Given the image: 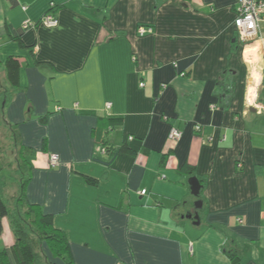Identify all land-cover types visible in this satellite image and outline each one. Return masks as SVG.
Here are the masks:
<instances>
[{
	"label": "crops",
	"instance_id": "1",
	"mask_svg": "<svg viewBox=\"0 0 264 264\" xmlns=\"http://www.w3.org/2000/svg\"><path fill=\"white\" fill-rule=\"evenodd\" d=\"M237 8V0H0V95L12 92L0 108V175L7 156L26 167L27 199L54 216L74 264H231L232 250L241 264H264V27L245 49ZM48 13L56 27L42 23ZM26 21L37 26L22 47L7 27ZM9 57L21 64L18 90ZM110 117L123 124L109 128ZM124 146L131 153L117 155ZM192 177L203 187L199 210ZM197 213L199 224L188 218ZM2 223L0 251L16 242L9 219Z\"/></svg>",
	"mask_w": 264,
	"mask_h": 264
},
{
	"label": "trees",
	"instance_id": "2",
	"mask_svg": "<svg viewBox=\"0 0 264 264\" xmlns=\"http://www.w3.org/2000/svg\"><path fill=\"white\" fill-rule=\"evenodd\" d=\"M11 40L18 42L22 47L21 37L26 31L7 27ZM6 71L8 81L13 90H18L19 71L21 64L15 57H9L6 61ZM12 99V92H5L0 95V108L6 107ZM48 116L42 117L41 122L46 123ZM123 117H110L107 120L109 128H115L123 124ZM95 140L100 144L104 154L110 153V148L106 145L103 129L95 130ZM121 153H131L127 147L117 149V155ZM167 160V156L162 159V164ZM3 160L0 155V171L2 170ZM189 176L194 175V169L186 167ZM90 186H97L98 180L85 177ZM31 181L30 174L22 182L20 195L14 198V206H8L7 202L0 197V237L3 234V220L8 218L10 227L15 237V245L12 249L0 251V264H56L53 259H61L67 264H74L71 246L67 235L54 225V216L45 213L42 206L30 203L26 196L27 185ZM231 264H241V257L236 250L227 253Z\"/></svg>",
	"mask_w": 264,
	"mask_h": 264
},
{
	"label": "built area",
	"instance_id": "3",
	"mask_svg": "<svg viewBox=\"0 0 264 264\" xmlns=\"http://www.w3.org/2000/svg\"><path fill=\"white\" fill-rule=\"evenodd\" d=\"M237 18L235 20V28L237 31L238 39L241 45L246 49L252 46L255 41L258 40L262 27H264V0H237ZM42 23L47 27H56L59 24L58 19L51 13H48L42 19ZM37 25L31 21H26L22 28L29 30L35 28ZM149 28L141 27L139 33L144 35L146 33H152ZM141 86H144L143 84ZM164 87H166L164 85ZM107 109L111 108L110 104L106 105ZM199 132L200 128H195ZM183 137L181 131L172 129L169 134V140L173 142H179ZM133 138H130L132 140ZM102 152L104 150L101 149ZM59 157L57 155L50 156L49 166L55 168L59 165ZM141 195H146V191H142Z\"/></svg>",
	"mask_w": 264,
	"mask_h": 264
},
{
	"label": "rangeland",
	"instance_id": "4",
	"mask_svg": "<svg viewBox=\"0 0 264 264\" xmlns=\"http://www.w3.org/2000/svg\"><path fill=\"white\" fill-rule=\"evenodd\" d=\"M256 44L257 41L253 43V46H256ZM252 59H258V57H253ZM6 154L8 155V153ZM5 164L6 167L0 175V197L7 202L8 206H14V199L10 200V197L16 193L19 188L21 189L22 182L26 179V175L23 173L27 174V170L23 165L20 167L10 156L5 158Z\"/></svg>",
	"mask_w": 264,
	"mask_h": 264
},
{
	"label": "water",
	"instance_id": "5",
	"mask_svg": "<svg viewBox=\"0 0 264 264\" xmlns=\"http://www.w3.org/2000/svg\"><path fill=\"white\" fill-rule=\"evenodd\" d=\"M189 185H190V190H191V194L198 199L195 203V207L197 210L201 209L203 207V202L201 200H199L200 196H201V191L203 189L202 184L200 183V181L198 180L197 177H192L189 179ZM189 219H193L196 224H199L200 222V218L198 213L195 214L194 216L190 215L188 216Z\"/></svg>",
	"mask_w": 264,
	"mask_h": 264
},
{
	"label": "bare ground",
	"instance_id": "6",
	"mask_svg": "<svg viewBox=\"0 0 264 264\" xmlns=\"http://www.w3.org/2000/svg\"><path fill=\"white\" fill-rule=\"evenodd\" d=\"M251 98V97H250Z\"/></svg>",
	"mask_w": 264,
	"mask_h": 264
}]
</instances>
